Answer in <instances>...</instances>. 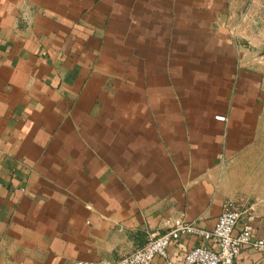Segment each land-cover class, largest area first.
I'll use <instances>...</instances> for the list:
<instances>
[{
  "label": "crops",
  "instance_id": "obj_1",
  "mask_svg": "<svg viewBox=\"0 0 264 264\" xmlns=\"http://www.w3.org/2000/svg\"><path fill=\"white\" fill-rule=\"evenodd\" d=\"M254 50L264 0H0V264L114 260L177 217L212 228L260 176Z\"/></svg>",
  "mask_w": 264,
  "mask_h": 264
},
{
  "label": "built area",
  "instance_id": "obj_2",
  "mask_svg": "<svg viewBox=\"0 0 264 264\" xmlns=\"http://www.w3.org/2000/svg\"><path fill=\"white\" fill-rule=\"evenodd\" d=\"M253 220L251 212L227 201L210 229L177 217L168 228L149 234L144 244L117 259L77 260L74 264H233L245 246L264 252V235L252 237ZM185 233L197 235L200 240L175 263L168 258V247Z\"/></svg>",
  "mask_w": 264,
  "mask_h": 264
},
{
  "label": "rangeland",
  "instance_id": "obj_3",
  "mask_svg": "<svg viewBox=\"0 0 264 264\" xmlns=\"http://www.w3.org/2000/svg\"><path fill=\"white\" fill-rule=\"evenodd\" d=\"M249 52L248 56L244 54L243 57L249 58L251 64L253 66L264 68V58L262 57V53L264 51H247ZM242 57V58H243ZM261 80V79H260ZM259 80V81H260ZM264 79H262L259 82V89L262 92L261 93V99H260V112H261V131H260V140H261V146L259 147L260 151H258V148H254L252 151H250V161L251 163L248 164L250 169L256 173L260 172V176H254L255 178L252 181V184L250 186V192H246L248 196L243 198L242 200H239L237 198H228V202H232L239 208L246 210L247 212H251L254 214V204L255 207H261V211H264ZM260 157V158H259ZM253 204V205H252Z\"/></svg>",
  "mask_w": 264,
  "mask_h": 264
}]
</instances>
